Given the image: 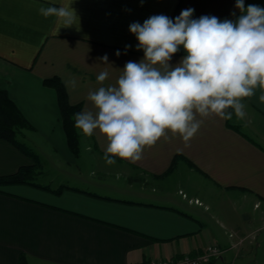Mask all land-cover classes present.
I'll use <instances>...</instances> for the list:
<instances>
[{"label": "crops", "instance_id": "0c3cea01", "mask_svg": "<svg viewBox=\"0 0 264 264\" xmlns=\"http://www.w3.org/2000/svg\"><path fill=\"white\" fill-rule=\"evenodd\" d=\"M70 3L78 16L71 27L38 14L41 6ZM249 4L264 8V0H245ZM235 5L236 0H0V89L27 121L16 137L31 154L0 138V176L24 165L41 168L36 185H0V264H18L20 255L28 264H147L196 255L212 243L222 252L206 264H264V236L258 234L264 226L259 92L244 101L243 120L210 117L187 146L179 138L161 140L139 162L107 165L106 141L98 132L82 135V151L72 155L56 92L42 83L58 77L70 104L90 108L86 95L98 86L101 71L109 72L105 84H113L126 62L143 58L130 24L160 14L175 19L188 8L194 19L234 20L240 15ZM184 54L181 48L171 63ZM104 55L111 65L101 64ZM73 77L78 86L70 91L66 82ZM222 202L230 206L229 216L219 213Z\"/></svg>", "mask_w": 264, "mask_h": 264}, {"label": "clouds", "instance_id": "9594fccd", "mask_svg": "<svg viewBox=\"0 0 264 264\" xmlns=\"http://www.w3.org/2000/svg\"><path fill=\"white\" fill-rule=\"evenodd\" d=\"M71 4L41 6L38 14L71 27L78 19ZM235 6L234 20L194 19L188 8L175 19L160 14L130 24L143 58L126 62L113 84H105L109 72L101 71L86 95L91 107L73 116L79 134L104 137L107 165L139 162L161 140L179 138L187 146L210 117L243 120L244 101L257 92L264 103V8L246 7L245 0ZM181 48L185 54L173 65ZM100 60L111 65L107 55ZM66 86L75 91L76 78Z\"/></svg>", "mask_w": 264, "mask_h": 264}, {"label": "trees", "instance_id": "16d2710c", "mask_svg": "<svg viewBox=\"0 0 264 264\" xmlns=\"http://www.w3.org/2000/svg\"><path fill=\"white\" fill-rule=\"evenodd\" d=\"M42 83L52 87L56 92L57 105L60 114V120L65 133L67 146L73 155L78 154L79 136L78 130L74 128L73 116L75 113L82 111L81 104H70L66 90L61 80L54 76L44 79ZM27 121L10 99L4 89H0V138H3L15 145L24 153L31 155L29 151L16 140V133L20 128L27 127ZM35 158V156H33ZM35 165H24L12 174L0 176V185L2 184H34L32 168ZM49 189L48 186H40ZM58 188L56 192H59ZM211 262V261H210ZM18 264H28L25 257L20 255Z\"/></svg>", "mask_w": 264, "mask_h": 264}, {"label": "built area", "instance_id": "2783aa9c", "mask_svg": "<svg viewBox=\"0 0 264 264\" xmlns=\"http://www.w3.org/2000/svg\"><path fill=\"white\" fill-rule=\"evenodd\" d=\"M221 252V248L217 244L212 243L204 251L196 255L185 254L178 258H153L147 264H206L212 259L219 257Z\"/></svg>", "mask_w": 264, "mask_h": 264}, {"label": "rangeland", "instance_id": "374dc122", "mask_svg": "<svg viewBox=\"0 0 264 264\" xmlns=\"http://www.w3.org/2000/svg\"><path fill=\"white\" fill-rule=\"evenodd\" d=\"M22 129H24V128H20L18 131H17V133H16V135H18V133H20L21 131H22ZM81 134H80V136H79V148H78V154L77 155H73V156H78L79 155V152L80 151H82L81 149H82V147H81V144H82V142L80 141V139H81ZM16 140L18 141V138L16 137ZM40 167L39 166H33V168H32V173H33V175H36V173L37 172H39L40 171ZM183 196H185V193H183L182 194ZM215 199H213V197L212 198H210V201H212V202H215L214 201ZM195 202L196 203H198V204H200V202L197 200V199H195ZM220 205H221V212H219V213H221V215L223 216H229V214H230V211H231V209H230V206H228V205H225L223 202L222 203H219ZM232 212V211H231ZM262 224H261V222H258L257 224H256V228H259L260 226H261ZM231 232V230L229 231V232H227V234H229ZM258 234H261V235H263L264 236V226L260 229V230H258ZM213 264H222V262L219 260H217L216 262H214Z\"/></svg>", "mask_w": 264, "mask_h": 264}]
</instances>
